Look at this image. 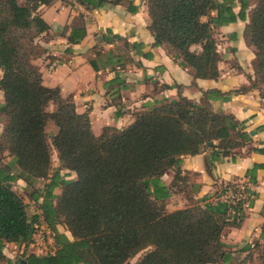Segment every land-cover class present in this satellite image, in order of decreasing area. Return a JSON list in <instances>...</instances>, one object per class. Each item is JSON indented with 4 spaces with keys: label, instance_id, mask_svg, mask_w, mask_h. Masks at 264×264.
Returning a JSON list of instances; mask_svg holds the SVG:
<instances>
[{
    "label": "trees",
    "instance_id": "1",
    "mask_svg": "<svg viewBox=\"0 0 264 264\" xmlns=\"http://www.w3.org/2000/svg\"><path fill=\"white\" fill-rule=\"evenodd\" d=\"M54 1L27 0L22 6L18 0H0L4 97L0 152L8 153L18 169L14 173L0 158V264L6 259V246L33 242L39 223V216L28 214V204L13 189L18 179L28 187L47 180L32 200L41 208L54 240L52 252L23 255L19 264H126L141 252L145 253L137 264H225L222 236L228 227L241 225L243 203L233 207L225 202L235 212L230 222L228 206H202L186 191L188 206L170 212L166 202L171 187L162 180L173 170L178 181H187L181 176L187 156L211 149L212 158L218 160L247 145L249 136L235 117L211 103L223 94L204 91L200 101L180 95L136 114L125 129L106 127L96 136L89 115L77 111L72 96L64 98L59 88L44 86L36 64L46 54L39 39L51 30L39 10ZM254 1L244 38L255 50L250 88L262 87L264 99V0ZM77 2L87 9L131 4L130 0ZM249 2L241 0L242 21L247 20ZM147 6L154 46H164L194 80L219 79L223 58L215 27L237 21L231 6L222 11L217 0H147ZM214 11H218L215 18ZM84 35L85 31L72 33L69 40ZM248 90L243 87L235 93ZM50 121L59 128L52 137L47 132ZM53 154L60 163L57 169ZM72 172L76 179L70 178ZM229 187L234 184L223 187L225 192ZM56 188L61 189L58 196Z\"/></svg>",
    "mask_w": 264,
    "mask_h": 264
},
{
    "label": "crops",
    "instance_id": "2",
    "mask_svg": "<svg viewBox=\"0 0 264 264\" xmlns=\"http://www.w3.org/2000/svg\"><path fill=\"white\" fill-rule=\"evenodd\" d=\"M130 1L131 4L106 5L100 9H87L77 0H55L48 6H42L40 14L51 27L39 39L46 50V54L36 61L42 72L43 85L59 88L64 98L72 96L77 111L89 115L96 136L101 135L106 127L125 129L134 122L136 114L151 110L166 100H177L180 95L200 101L204 91L221 92L224 98L211 100L213 107L235 117L248 134V143L239 153L221 155L218 160L212 158L211 149L185 157L181 176H186L187 181H178L173 170L162 178L172 192L166 206L170 212L188 206L187 191L202 206H228L226 220L232 222L234 210L225 203L223 187L246 185L249 201L244 207V219L239 227H228L222 236L225 264H263L264 99L262 87L250 88L251 79L255 80L252 66L255 50L246 44L244 38L255 1L250 0L247 20L242 21L238 17L241 0H217L220 10L231 6L238 17L236 22L215 27L218 50L223 58L221 76L217 80H194L164 46H154L147 0ZM18 2L22 6L27 4V0ZM217 15L218 11L212 12V17ZM82 31H85L83 38L70 42L72 33L78 36ZM2 74L0 71V79ZM243 87L249 90L235 93ZM3 100V92L0 91V104ZM2 131L3 123L0 121V136ZM47 132L52 137L59 133V128L50 121ZM3 158L13 167L14 173L18 172L8 153ZM55 159L57 169L60 166L57 154ZM61 173L68 171L62 170ZM70 178L76 179V174L72 172ZM45 183L35 195L42 193ZM21 184H24L25 192L30 188L24 180H16L13 189L19 195ZM32 194L30 200L33 205L28 214L41 218L42 210L32 200ZM54 194L60 195L61 189L56 188ZM26 200V203L31 202ZM59 230L71 239L64 227ZM16 246L10 244L4 248L6 259L1 264H19L21 256L15 250L22 247Z\"/></svg>",
    "mask_w": 264,
    "mask_h": 264
},
{
    "label": "built area",
    "instance_id": "3",
    "mask_svg": "<svg viewBox=\"0 0 264 264\" xmlns=\"http://www.w3.org/2000/svg\"><path fill=\"white\" fill-rule=\"evenodd\" d=\"M39 181L41 182H47L45 179H40ZM225 201L229 203L231 206L235 207L238 203H243V208L248 206V201H249V195L247 194V188L246 185L244 184H234V187H229L227 188L225 192ZM235 213V212H234ZM41 218H39V223L35 224L36 228V233L33 239V242H31L28 246L22 245V249L18 250L20 245L16 246V254L19 253L20 256L23 255H28V254H37L39 255L38 251H36V247L38 245V242L43 241L47 237L49 244L51 243L52 245L54 244L53 240V234L51 229L48 227L46 224L43 213L41 214ZM44 234V235H42Z\"/></svg>",
    "mask_w": 264,
    "mask_h": 264
},
{
    "label": "rangeland",
    "instance_id": "4",
    "mask_svg": "<svg viewBox=\"0 0 264 264\" xmlns=\"http://www.w3.org/2000/svg\"><path fill=\"white\" fill-rule=\"evenodd\" d=\"M2 157H3V154L0 152V158H2ZM55 164H56V159H55V155L53 154V169H55ZM43 183L44 182L37 180L30 188H28L27 192L24 191V187H25L24 184H21V186L18 188V192H20V194L23 197H26V199L30 200V194L34 193L35 191H38L39 187H41V185ZM27 203H28L29 210H31L32 205H33L32 201L30 203L29 202H27ZM60 227L63 228L62 226H60ZM42 235H44V234H42ZM51 243L49 244V241L46 237L45 239H43L42 242H40V244L38 242V245L36 247V251H38L39 255H46L47 253L52 252L54 250V248H53V245ZM144 253L145 252L139 253L137 256L130 259L126 264H137L139 262V260L142 258V256L144 255ZM17 255H19V253Z\"/></svg>",
    "mask_w": 264,
    "mask_h": 264
}]
</instances>
